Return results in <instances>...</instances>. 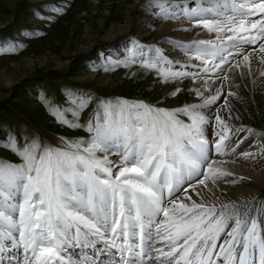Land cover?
<instances>
[{"label": "snow or ice", "instance_id": "1", "mask_svg": "<svg viewBox=\"0 0 264 264\" xmlns=\"http://www.w3.org/2000/svg\"><path fill=\"white\" fill-rule=\"evenodd\" d=\"M197 3L189 0L183 13L194 27L216 32L217 39L225 28L239 34L228 35L230 43L194 42L196 59L208 64L219 58L212 68H203L205 74L229 63V48L255 45L260 39L245 33L264 34V0H246L238 7L233 3L232 12L243 17L238 24L236 15L192 6ZM252 16L259 19H247ZM259 51L264 53V43ZM196 95L202 93L196 90ZM222 95L217 92L190 106L192 111L105 102L87 126L93 133L89 140L64 148L38 143L18 147L21 164L0 161V264H11L4 253L12 247L23 249L19 264H91L86 258L73 259L71 250L100 242L117 248V241L121 264H137L136 259L125 261V252L139 257L141 264H264V222L249 214L247 203H208L195 192L197 202L188 194L205 185L209 173L213 180L227 175L211 162L201 127L205 117L193 114ZM179 113L191 123L177 119ZM224 139L221 134L217 152ZM110 153L120 162L110 160Z\"/></svg>", "mask_w": 264, "mask_h": 264}, {"label": "rangeland", "instance_id": "2", "mask_svg": "<svg viewBox=\"0 0 264 264\" xmlns=\"http://www.w3.org/2000/svg\"><path fill=\"white\" fill-rule=\"evenodd\" d=\"M223 1L200 0L192 6L217 8L226 16L236 15V22L243 18L231 7L246 0ZM187 6L189 0H0V70L17 78L9 86L0 80V161L21 164L16 149L33 143L64 148L71 142L89 140L93 133L87 131V126L105 102L124 100L166 110L189 107L192 111L190 106L201 105L216 95L211 87L200 91L194 84L209 79L223 81L227 88L224 92L218 90L224 95L215 104L195 109L193 114L205 117L201 127L224 126L232 133L253 136L264 146V118L254 98L228 85L232 78L239 79L238 71L248 63L243 60L248 51L264 58L259 51L264 34L257 30L245 33L260 39L255 45L229 48L233 54L229 63L205 74L203 68H212L219 58L208 64L196 59L192 54L198 41L195 37L184 39L175 32L165 36L164 41L151 39L166 25H193L192 19L183 15ZM217 18L224 20L225 16ZM104 20L116 21L123 29L115 37L102 39L107 27L99 25ZM205 33L215 36V32ZM84 35L96 37L95 42L83 53L74 54L73 47L86 40ZM207 40L230 43L226 38ZM43 57L49 58L46 64L41 63ZM18 61H30V67L24 70L27 75L13 70L12 65ZM230 65H238L235 73H229L233 67ZM198 71L199 75H194ZM177 72L187 74L174 75ZM91 76L119 79L110 91L108 84L102 88V83L90 82ZM196 90L202 95H196ZM32 106L38 111H32ZM212 107L223 108V113H208ZM176 118L191 123L183 113Z\"/></svg>", "mask_w": 264, "mask_h": 264}, {"label": "bare ground", "instance_id": "3", "mask_svg": "<svg viewBox=\"0 0 264 264\" xmlns=\"http://www.w3.org/2000/svg\"><path fill=\"white\" fill-rule=\"evenodd\" d=\"M236 23L238 24L239 21ZM104 26L107 27V30L104 31L103 36L100 37L102 39L115 37L118 32L123 29V26L118 22L110 20L101 21L99 27ZM185 29L188 30V33L181 32ZM206 31L208 30L199 26L194 27L193 25L185 26L184 23H172L171 25L169 24L161 28L159 32L153 33L151 35V39H161V41H164L165 36L175 32L177 33L175 34L176 36L184 39H188L190 37H195L198 41L207 40V38L211 37L213 39H217L216 32L214 36L210 35V33L206 34ZM202 33L205 34L203 35ZM226 34L235 35V33L229 32L227 28H225V31L219 34L220 39L226 38ZM87 36H85L86 40H82L75 47H73L72 51L74 54L83 53L95 42L96 37ZM249 53L250 51L247 53L249 60L244 66L245 68L238 71L239 79L234 80L232 78V82L228 85L230 88H234L235 91H238L241 94L246 93L253 97L258 106L259 114L262 118H264V60H262L261 57L256 56L255 52L253 54ZM40 60L41 63L46 64V61L49 60V58L46 60V58L44 59L43 57ZM30 65V61H18L12 65V68L13 70L22 72V76H25L27 73L24 70L26 67H30ZM59 65L62 66V64H58V66ZM235 69L236 66H233L229 73H233ZM7 72L0 70V80H2L5 85L9 86L17 78ZM118 79V76L103 78L91 76L89 81H96L98 84L102 83L100 86L102 88H105L108 84V88L111 91L112 86L118 81ZM194 84L200 91L203 87L204 89L211 87L212 92L216 90V93L218 90L223 91L227 88L224 86L223 81H215L214 79ZM30 109L35 112L38 111V107L36 106H32ZM223 110V108L212 107L208 110V113L212 115H221ZM202 130L204 138L208 143L209 155L211 162L213 163V167L218 169L220 172L227 173V175H222L218 179L213 180L211 179L212 174L209 173V179L205 181V185H196L194 189L189 190L188 194L191 195L192 199L197 202H200V198L195 195V192H199L208 203H247L249 214L256 218L258 222H264V146H260L258 142L255 141L253 136L247 137L242 132L232 133L231 130L224 126L209 124L206 127H203ZM221 134L225 136V139L222 142V151L217 152L214 146L217 142H219ZM115 151V149L112 150V152ZM97 155L102 154L97 153ZM108 158L116 163L120 162L118 156L114 154L110 153ZM135 243H139L138 237L136 238ZM116 244L117 248H112L107 243L100 242L93 247L74 248L71 251L74 254L73 259L84 260L86 258L87 261L91 262V264H121V253L119 251L120 241H117ZM4 255L11 257V264H19V262H21L24 258L23 249L16 247H12L9 251H6ZM123 257L125 258V261L136 259L137 264H141L139 257H135L128 252L123 253ZM144 262L147 264L146 261Z\"/></svg>", "mask_w": 264, "mask_h": 264}]
</instances>
